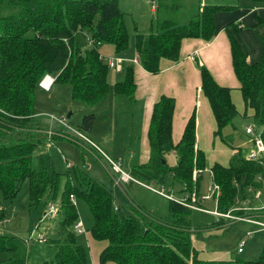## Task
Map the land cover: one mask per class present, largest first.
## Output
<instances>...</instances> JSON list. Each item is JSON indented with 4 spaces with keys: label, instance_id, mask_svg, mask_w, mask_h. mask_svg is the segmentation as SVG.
I'll list each match as a JSON object with an SVG mask.
<instances>
[{
    "label": "trees",
    "instance_id": "trees-1",
    "mask_svg": "<svg viewBox=\"0 0 264 264\" xmlns=\"http://www.w3.org/2000/svg\"><path fill=\"white\" fill-rule=\"evenodd\" d=\"M185 1L158 0L155 30L135 32L136 58L147 72L158 73L161 58L177 61L184 38L210 41L215 35L214 15L231 8L198 3L194 8ZM79 31L91 36V44L85 50L79 47L76 37ZM228 35L244 116L248 110L253 111L255 129L264 143V36L261 56L250 63L247 52L229 29ZM129 40L117 0H0V193L5 199L14 198L26 178L30 205L58 195L61 174L54 168L36 169L32 165V154L44 136L47 135L49 143L54 138H63L48 135V125L35 118L34 95L40 81L50 75L54 83L70 86L72 99L96 106L110 91V68L102 60L98 47L112 44L115 53L121 54L127 50ZM196 64L200 90L216 122L214 135L221 137L222 129L238 113L231 90L218 84L204 64L198 60ZM136 87L134 67L128 64L123 80L115 82L112 90L116 96L132 102ZM174 106L175 99L164 94L154 103L147 132L149 159L145 164L135 165L130 175L135 182L158 183L173 194L174 186L180 185L185 194L194 195L197 200L201 173L207 169L206 155L196 146L195 111L188 118L180 140L173 143ZM95 119L94 112L85 114L79 128L90 132ZM230 147L228 164L215 162L209 168L211 181L218 186L216 211L221 213L235 207L238 189L244 192L249 187L253 190L264 186V155L247 160L239 147ZM171 153L176 157L174 164L167 162ZM199 170L202 172L198 174ZM75 177L77 187L68 178L61 193L56 215L63 238L52 242L55 253L49 264H88L86 247L77 240L73 229L79 220L70 195L81 197L89 206L93 225L85 233L104 244L99 264H264V247L255 260L201 259L192 243V236L200 238L202 231L192 222L195 209L175 199L168 200L166 218L153 216L136 204L129 207V215L119 216L120 204L115 202L113 188L93 180L83 167ZM224 218L220 217L214 227L223 226ZM26 245V240L12 234H0V253L10 254L0 264H28L30 254Z\"/></svg>",
    "mask_w": 264,
    "mask_h": 264
},
{
    "label": "rangeland",
    "instance_id": "rangeland-1",
    "mask_svg": "<svg viewBox=\"0 0 264 264\" xmlns=\"http://www.w3.org/2000/svg\"><path fill=\"white\" fill-rule=\"evenodd\" d=\"M154 1L157 5L158 0ZM117 2L122 13L123 22L129 32L130 40L133 39L136 31L148 33L151 28L155 30L156 13L152 12V0H117ZM185 2L190 7L195 8L198 0H186ZM251 5L250 0H243L239 7L246 8ZM183 18L184 15L181 14L180 21ZM262 18L264 17L262 16ZM244 24L246 25L245 31L250 33L247 43L252 50L256 49V47L258 48L259 59L262 54L259 36L263 35L262 29L264 26L258 25L260 29L248 23ZM231 31H234V29L232 28ZM76 37L80 49L89 48V38L91 36L88 32L79 31ZM104 47L108 48L107 46ZM130 49L134 53V48L129 45L125 53L123 52L118 56L131 55L128 52ZM106 57L108 56L103 58L104 61H108ZM127 63L123 61V72ZM119 76L123 79L124 73L116 75L113 70H109L108 78L116 79ZM70 91L71 88L68 84L55 83L49 91H43L40 87H37L34 95L36 120L46 124V126L48 125L46 129L51 131V135L63 137L54 138L52 143H49L47 135L44 136L42 142L32 154V165L34 168H54L61 174L57 197L52 199L50 195L49 198L42 199L39 204L30 205L27 178L21 183L19 191L14 198L5 199L0 193V234H12L28 241V245H26L30 254L28 264H49L53 261L55 250L52 242L62 239L63 233L60 230L59 216L55 215L46 218L44 213L50 204L57 208L59 207L61 193L68 178L72 186L78 185L75 173L81 170L82 167L93 180L105 183L109 189L113 188L115 202L120 204L119 216L129 215V212H131L129 207L132 204L139 205L151 215L160 218H166L168 214L169 202L146 187V185H140L135 181L127 185L119 182L120 186L113 183L115 179L119 178V173L113 171L111 165L101 157L99 152L101 148L109 158L120 161V166L124 171L129 169L127 162H129L128 155L131 154V147L136 149L135 154L138 148V145L131 144L138 137L137 130L140 125L139 108L141 104H132L129 103L130 101L126 97L116 96L118 101L117 108L114 114H109L108 100L89 107L84 102L72 99ZM232 96L238 112L232 123L222 129L221 137L214 135L212 142L201 145L202 148L205 147L207 149L206 166L213 162V157L228 162L232 152L230 146L237 147L249 139L250 135L245 133L247 125L256 127L251 115L252 111L248 110L247 115L244 116V106L240 92L233 89ZM89 112H94L96 119L92 130L85 132L79 128V125L82 123L83 116ZM67 115H70L69 118H66ZM49 116L64 118L65 123L69 125L68 129L63 126H55L56 124H61L55 119H50ZM76 131L80 132L84 138L78 136ZM69 137L75 138L80 143L69 140ZM127 145L130 146L127 148ZM242 148L245 149L247 147L244 146ZM115 150L122 157L117 159L113 157ZM127 152L129 153L127 154ZM167 162L169 164L174 162L172 154L167 155ZM209 183H211V177L209 168H207L201 173L199 183L200 197L208 194ZM149 185L157 190L161 188L156 183H150ZM174 188L176 199L186 193L180 185H176ZM254 193L258 194L259 197L257 199L253 198ZM200 197L196 200V204L208 211L216 210L213 197L203 201H201ZM236 200L237 203L231 209L232 211L226 212L229 217L224 218L223 226L214 227L217 219L212 213L192 210L193 225L202 229V233L199 232L200 238L192 236V243L200 251L199 255L201 258L239 257L243 260H255L259 256L264 247V228L260 225L264 224V186L255 188L252 191L244 190V192L238 189ZM73 202L77 207L78 220L82 222L84 229L89 231L93 225V218L87 202L81 197H76ZM246 205L257 209H249ZM238 218L243 220L239 221L240 219ZM246 220H249V223ZM38 235H43L44 240H40ZM75 236L86 247L87 263L92 262L91 254L94 256V253L98 247L102 246V243L93 239V243L90 246L89 232L85 234L75 233ZM242 241H245L244 251L238 253L237 249ZM9 256L10 254L8 253H0V261L8 259Z\"/></svg>",
    "mask_w": 264,
    "mask_h": 264
},
{
    "label": "crops",
    "instance_id": "crops-1",
    "mask_svg": "<svg viewBox=\"0 0 264 264\" xmlns=\"http://www.w3.org/2000/svg\"><path fill=\"white\" fill-rule=\"evenodd\" d=\"M241 1L243 0H198V4L200 5L218 3L214 5H226V6H230L231 8L225 11H219L214 15L215 35L210 41H204L200 38H184L181 41L178 60L171 61L166 58H161L159 62L160 70L156 74H151L147 72L146 70H144L138 61L134 62V60L137 59L135 50H133L134 51L133 53L131 52V49H130V51L128 52H130L131 55L125 54V56L123 57V56H118L119 54L115 53L114 47L112 44H100L99 45L98 51L100 55L102 56V60L105 56H108L106 57L108 60L112 58H119L121 59L122 64H123V61H125V62H128L127 65L130 64V65H133L134 67V77H135V82H136L137 87H136V91L134 94L135 96L134 100L129 103H132V104L140 103L141 104L139 108L140 125H139V129L137 130L138 137L137 139L135 138V142L131 144V145H136V146L138 145L137 153L135 154L136 149L131 147L132 148L130 150L131 154L128 155V158H129V162H127L128 168H129L127 170L128 173L131 172L132 168L135 165L145 164L149 159L150 148H149L147 132H148L149 122L151 118L152 108H153L154 103L163 94L169 97H173L175 99V106H174V111H173V116H172V141L173 143L176 144L180 140L188 118L191 116L192 112L195 111L196 146L202 151H204L207 157V154H206L207 149L205 147L202 148L201 145H205L206 143L212 142L214 140L213 132L216 129L215 128L216 122L210 110L208 100L203 95L202 91L200 90V83H201L200 72L196 66V61L198 60L200 63L204 64L209 69V71L211 72V74L213 75L214 79L217 81L218 84L222 86H227L230 88L231 99L233 102V96H232L233 89L238 90L239 92L240 90H239V82L234 74L232 62H231V52H230L228 29L229 31H231L232 28L234 29V31H231V32L235 35L237 41L242 46V48L247 52L248 62L253 63L258 59L259 50L257 47L256 49L252 50L250 46L248 45L247 41H248V36L250 35V33H247L245 31L246 25L244 23L246 24L248 23L250 25H253L254 27H258V25L264 26V23H263L264 18H262V16L264 17V2H258L257 0H250V3L252 5L250 7L242 8V7H239V5H241ZM152 2H153L152 12L156 13L158 3L156 5L154 0H152ZM262 30H263L262 31L263 35L259 36L260 43H261L262 36H264V27ZM129 45H131L132 47L134 46V36H133V39L129 40ZM104 46H107L108 48H105ZM132 56L134 59L132 58ZM105 62L107 63V61ZM111 70H113V72L116 75L124 73L123 70H120V71H116L114 69H111ZM120 79L123 80L121 76H119L116 79L108 78L110 91L105 100H108L107 107L109 109V114L110 113L114 114L117 108L118 101H117L116 95L114 94L112 90L113 89L112 86L115 82L121 81ZM53 84L51 85L50 89L52 88ZM41 90L46 91L42 88ZM233 103L234 105H236L235 102ZM242 103H243V100H242ZM243 106H244V103H243ZM252 112H251V115H252ZM55 126L61 127V125H57V124ZM128 146L130 145H127L126 147L128 148ZM244 146H246L247 148L243 149L242 147ZM251 146H252V143L250 139H247V141H245L241 145H238L237 147H239L241 151H243L244 155H246V153L248 152L249 148H251ZM89 148L95 152V150L91 148L90 146ZM100 150L103 152L101 148ZM118 153L119 152L115 150L113 157H115L116 159L118 157H122ZM128 153L129 152H127V154ZM171 154H172L174 162L170 164H174L176 162V157H175V154L173 153ZM100 155L102 158H104L103 157L104 155H102V153ZM105 155L109 157L107 154ZM231 155H232V152H231ZM102 158L101 160H103ZM133 161L134 163H132ZM212 161L213 162L209 166H207V168H210L211 165L215 162H218L224 166L228 164V162L219 160L218 158H215V157H213ZM119 182L118 184H116L117 186L118 185L120 186ZM89 239H90L89 245L91 246V243H93V240L90 237ZM103 247H104V244L101 247H98V249L94 253V256L93 254H91L92 262L88 264H99L98 256ZM199 254H200V251H199ZM229 258L231 257H227V258L219 257L216 259H229ZM204 260H211V259H204ZM106 264H113V263L108 262Z\"/></svg>",
    "mask_w": 264,
    "mask_h": 264
},
{
    "label": "built area",
    "instance_id": "built-area-1",
    "mask_svg": "<svg viewBox=\"0 0 264 264\" xmlns=\"http://www.w3.org/2000/svg\"><path fill=\"white\" fill-rule=\"evenodd\" d=\"M153 3V2H152ZM89 43L91 44V41L89 40ZM102 57V56H101ZM138 60L135 59L134 62H137ZM107 64L109 66L110 69H114L116 71H120L122 69V63H121V59L119 58H112L109 59L107 61ZM54 83V77L50 76V75H46L44 76V78L40 81L39 86L48 91L51 87V85ZM50 119H55L59 122V124H61V126H63L65 129H68L69 125H67L65 123V119L64 118H58V117H54V116H49ZM52 123V122H50ZM48 135H51V131L46 130ZM245 133L250 135L249 139L252 143L251 148H249L247 154L245 155V158L247 160H254L257 157H259L260 155H264V143L261 139L260 134L256 131V129L252 126V125H247L245 128ZM76 134L82 138H84V136L80 133L76 131ZM99 149V148H98ZM99 152L102 153L104 156V158L106 159V161H108V163L111 165L113 171L119 173V178L114 180L115 184H118V182H129V181H136L131 175L130 173L124 171L121 166H120V161H116L113 159H110L109 157H107L100 149ZM202 170L198 171V174L201 173ZM145 185V184H144ZM161 188L159 190L152 188L150 185H146V187H148L149 189H151L152 191L156 192V194H159L160 196L164 197L167 200H177L179 203H182L183 205L191 208V209H195V210H199V211H208L205 210L204 208H202L200 205L196 204V198L194 195H190L188 196L187 194H183L180 198L176 199L175 195L169 190L168 187H165L163 185H160ZM249 191H252V189L249 187L248 188ZM218 193V186L214 185V183H210L208 185V194L204 195L202 197H200L201 201L203 200H207L210 199L211 197L214 198L215 202L216 199L215 197L217 196ZM216 195V196H215ZM258 194L254 193V199L258 198ZM70 200L74 201L75 197L73 195H70ZM247 208L249 209H257V208H252L249 207L248 205H246ZM58 212V208L56 206H54L53 204H50L49 207L47 208V211L45 212V216L50 218L53 217L57 214ZM210 213H212L214 216H216V221H219L220 217H229L228 213H221L218 212L216 210L213 211H208ZM240 219L239 221L243 220L242 218H238ZM249 222V220H246ZM252 223V222H251ZM259 224V223H258ZM262 225L261 227L264 228V224H260ZM73 229L76 231V233L78 234H83L85 233V229L83 227L82 222L77 221L74 226ZM40 240H44L43 235H38ZM27 241V240H26ZM28 242V241H27ZM245 244V241H242L239 244V248L237 249L238 253H241L243 251V246Z\"/></svg>",
    "mask_w": 264,
    "mask_h": 264
},
{
    "label": "water",
    "instance_id": "water-1",
    "mask_svg": "<svg viewBox=\"0 0 264 264\" xmlns=\"http://www.w3.org/2000/svg\"><path fill=\"white\" fill-rule=\"evenodd\" d=\"M69 116H70V115H67V117H66V118H69ZM44 214H45V213H44Z\"/></svg>",
    "mask_w": 264,
    "mask_h": 264
}]
</instances>
